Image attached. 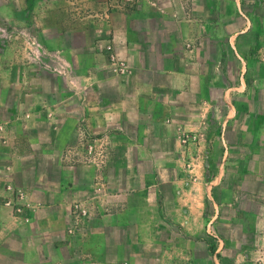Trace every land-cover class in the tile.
Wrapping results in <instances>:
<instances>
[{
  "label": "crops",
  "instance_id": "obj_1",
  "mask_svg": "<svg viewBox=\"0 0 264 264\" xmlns=\"http://www.w3.org/2000/svg\"><path fill=\"white\" fill-rule=\"evenodd\" d=\"M263 228L264 0H0V264H253Z\"/></svg>",
  "mask_w": 264,
  "mask_h": 264
},
{
  "label": "rangeland",
  "instance_id": "obj_2",
  "mask_svg": "<svg viewBox=\"0 0 264 264\" xmlns=\"http://www.w3.org/2000/svg\"><path fill=\"white\" fill-rule=\"evenodd\" d=\"M3 26V25H1ZM113 45V43H111ZM111 59V58H110ZM263 207L261 206L260 209H262ZM259 237H258V243L256 244V247L254 248V250L252 251V253L250 254V260L253 264H264V228L261 230V232L259 233ZM215 244L214 245H218V248L221 249L220 252V256L222 258V264H229L232 263L234 264L236 259L235 256L233 255L231 257V253H225L226 250V237H215ZM217 243V244H216ZM248 256H244L245 260H247ZM242 261V260H241Z\"/></svg>",
  "mask_w": 264,
  "mask_h": 264
},
{
  "label": "built area",
  "instance_id": "obj_3",
  "mask_svg": "<svg viewBox=\"0 0 264 264\" xmlns=\"http://www.w3.org/2000/svg\"><path fill=\"white\" fill-rule=\"evenodd\" d=\"M128 1H131V0H128ZM106 51L110 54V58L111 59H114V55H113V45L110 43V44H108V45H106ZM120 71H121V73H123L124 72V68H122V67H120ZM16 212H21V207H16Z\"/></svg>",
  "mask_w": 264,
  "mask_h": 264
}]
</instances>
